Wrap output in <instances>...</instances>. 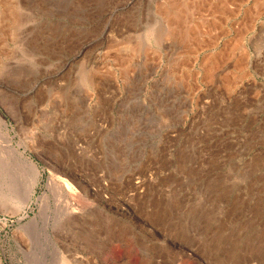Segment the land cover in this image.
Returning a JSON list of instances; mask_svg holds the SVG:
<instances>
[{
  "label": "rangeland",
  "instance_id": "1",
  "mask_svg": "<svg viewBox=\"0 0 264 264\" xmlns=\"http://www.w3.org/2000/svg\"><path fill=\"white\" fill-rule=\"evenodd\" d=\"M0 117V264H264V0H0Z\"/></svg>",
  "mask_w": 264,
  "mask_h": 264
},
{
  "label": "bare ground",
  "instance_id": "2",
  "mask_svg": "<svg viewBox=\"0 0 264 264\" xmlns=\"http://www.w3.org/2000/svg\"><path fill=\"white\" fill-rule=\"evenodd\" d=\"M221 6V5H220ZM219 8V7H218ZM215 10V9H214ZM172 11V10H171ZM216 11V10H215ZM173 14V11H172ZM177 17V16H175ZM195 29V28H194ZM199 31V29H198ZM199 34V33H198ZM193 36V35H192ZM199 38V37H197ZM1 118V117H0ZM4 121V120H3ZM6 122V121H5ZM3 128V127H2ZM5 129V128H4ZM7 130V129H6ZM4 132L6 133V131L4 130ZM4 132L0 131V164H4V166H7V170L11 171L10 173H14L17 174L16 176H18V172H19V162L23 163V164H27L30 165V167L33 168V170L36 171V165L33 161H31L29 158V160L26 158H24L21 154V152H19V150L9 141V139H7V137L4 136ZM7 134V133H6ZM3 167V166H2ZM21 169V168H20ZM39 173V172H38ZM20 175V174H19ZM33 176L31 177V179L28 181V183L25 186V197L29 198L30 196H32L33 191H34V186L36 184V180L37 178V174L36 172H33L32 174ZM19 177V176H18ZM143 183V182H142ZM139 186V185H138ZM75 211V210H72ZM77 211V210H76ZM56 226V225H55ZM75 255V254H74ZM1 263V262H0Z\"/></svg>",
  "mask_w": 264,
  "mask_h": 264
}]
</instances>
